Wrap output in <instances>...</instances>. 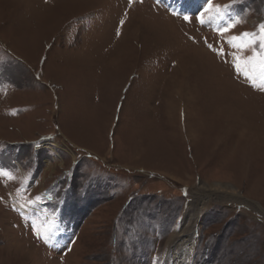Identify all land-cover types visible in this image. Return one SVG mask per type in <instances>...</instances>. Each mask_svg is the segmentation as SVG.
Segmentation results:
<instances>
[{
	"label": "rangeland",
	"instance_id": "obj_1",
	"mask_svg": "<svg viewBox=\"0 0 264 264\" xmlns=\"http://www.w3.org/2000/svg\"><path fill=\"white\" fill-rule=\"evenodd\" d=\"M261 24L264 0H0V264H163L198 194L187 264H264Z\"/></svg>",
	"mask_w": 264,
	"mask_h": 264
},
{
	"label": "bare ground",
	"instance_id": "obj_2",
	"mask_svg": "<svg viewBox=\"0 0 264 264\" xmlns=\"http://www.w3.org/2000/svg\"><path fill=\"white\" fill-rule=\"evenodd\" d=\"M203 200L202 196L198 194L187 205L182 216L183 223L173 233L166 245L163 264H187L196 243L195 233Z\"/></svg>",
	"mask_w": 264,
	"mask_h": 264
},
{
	"label": "snow or ice",
	"instance_id": "obj_3",
	"mask_svg": "<svg viewBox=\"0 0 264 264\" xmlns=\"http://www.w3.org/2000/svg\"><path fill=\"white\" fill-rule=\"evenodd\" d=\"M131 2H132V0H129L130 4H131ZM206 2H207V4L211 5L212 0H206ZM184 19L188 20V16H184ZM121 23H123V21H121ZM201 23H203V20H201ZM233 26L234 25L230 24V25L226 26L224 29H221L220 31L227 32ZM259 32H260V35L262 37H264V24L259 25ZM249 35H250L249 33H242L241 37H248ZM251 35H255V34H251ZM236 39H238V38L237 37H233L232 38L233 41L236 40ZM256 43H257L256 40L252 41L253 49L255 48ZM233 46H235V45H233ZM259 46H260L261 49H264V42H261ZM209 47H211V46H209ZM234 59L237 61V63H235V65H234L236 67L237 71L240 72L241 74H244L246 76V78H248L249 80H252V77L247 72H245L244 69L241 67V64L239 62V58L238 57H234ZM247 63H248V61H245V66H247ZM260 67H261V70H262V79H264V58H262V60H261ZM253 86H255V84ZM262 90H264V89H262ZM33 230L36 231L35 228ZM37 236H38V238L43 239L45 243H47V239L48 238H47L46 235L37 233Z\"/></svg>",
	"mask_w": 264,
	"mask_h": 264
}]
</instances>
